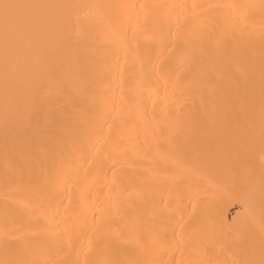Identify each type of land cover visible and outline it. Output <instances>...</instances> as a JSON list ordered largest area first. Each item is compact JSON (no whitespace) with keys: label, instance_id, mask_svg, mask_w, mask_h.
Segmentation results:
<instances>
[{"label":"bare ground","instance_id":"obj_1","mask_svg":"<svg viewBox=\"0 0 264 264\" xmlns=\"http://www.w3.org/2000/svg\"><path fill=\"white\" fill-rule=\"evenodd\" d=\"M261 260L264 0H0V264Z\"/></svg>","mask_w":264,"mask_h":264},{"label":"rangeland","instance_id":"obj_2","mask_svg":"<svg viewBox=\"0 0 264 264\" xmlns=\"http://www.w3.org/2000/svg\"><path fill=\"white\" fill-rule=\"evenodd\" d=\"M231 210H232V211H230V212L228 213V216H227V219L229 218L228 221H230V218H231L230 216H232L233 211H234V210H237V211H238L237 207H234V208L231 209ZM235 212H236V211H235ZM230 213H231V214H230ZM234 214H235V213H234ZM234 214H233V216H234ZM231 219H232V218H231Z\"/></svg>","mask_w":264,"mask_h":264},{"label":"snow or ice","instance_id":"obj_3","mask_svg":"<svg viewBox=\"0 0 264 264\" xmlns=\"http://www.w3.org/2000/svg\"><path fill=\"white\" fill-rule=\"evenodd\" d=\"M244 264H255V261H245ZM260 264H264V260H261Z\"/></svg>","mask_w":264,"mask_h":264}]
</instances>
